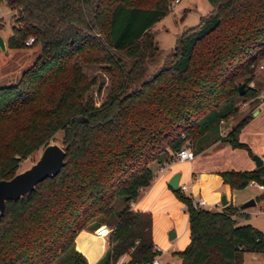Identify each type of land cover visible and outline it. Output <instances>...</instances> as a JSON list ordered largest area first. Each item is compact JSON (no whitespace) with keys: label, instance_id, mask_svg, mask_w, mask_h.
Returning a JSON list of instances; mask_svg holds the SVG:
<instances>
[{"label":"trees","instance_id":"1","mask_svg":"<svg viewBox=\"0 0 264 264\" xmlns=\"http://www.w3.org/2000/svg\"><path fill=\"white\" fill-rule=\"evenodd\" d=\"M171 0H0L11 11L6 45L38 44L40 53L11 85L0 87V179L50 142L58 130L64 165L17 199L0 217V264H88L77 233L107 225L106 264H151L160 253L149 211L133 210L154 165L188 144L193 153L215 141L248 149L238 133L250 113L222 133L220 120L250 100L255 67L264 59V0H207L210 10L175 37L156 69L151 28ZM83 64H98L110 87L96 104L97 84ZM243 84L242 91L237 87ZM100 85H98V88ZM231 189L264 183V167L219 172ZM187 217L188 240L177 264H241L244 252L264 254V233L237 224L236 206L207 209L171 189ZM264 199V191L254 198ZM122 207L115 215V203ZM246 216V214H241Z\"/></svg>","mask_w":264,"mask_h":264},{"label":"crops","instance_id":"2","mask_svg":"<svg viewBox=\"0 0 264 264\" xmlns=\"http://www.w3.org/2000/svg\"><path fill=\"white\" fill-rule=\"evenodd\" d=\"M249 86L256 89L257 94L247 101L249 107L242 110V114L250 113L251 115L238 133L239 141L245 143L247 150L233 148L224 141H215L194 153L190 160L173 161L162 166L154 165L151 183L141 188L137 198L131 202L133 210L149 211L152 215L153 241L160 252L157 258L161 263L168 261L169 264H174L172 252L180 250L188 240L186 213L184 209L179 210L181 203L173 196L167 184L172 174L178 172V187L189 194L193 201L200 198L203 201L201 206L207 209L221 208L223 206L219 202L221 195H224L225 204L230 203L237 207L240 203L249 198L254 199L262 192L249 181L242 188L231 189L219 175L220 171L225 170L254 169L257 166L254 165L252 154H256L261 159V165L264 167V65L258 70L255 69ZM254 202V205L250 207L239 209L233 218L237 224L249 223L264 233V210H262L264 199H254ZM258 202L261 205L258 208L254 207ZM169 212H172L171 222H166L163 226L157 223V218L161 216L159 214L165 213L169 216L171 214ZM96 229H82L75 237V248L85 256L88 264H95L108 244V234L97 235ZM169 230L174 233L171 238H168ZM164 238L170 240L169 244L163 247L168 248L166 251L158 245V241H163ZM173 246L174 250H171ZM168 251H170L168 256L163 259V252ZM254 255L253 258H255ZM128 258V254H123L117 264L127 261Z\"/></svg>","mask_w":264,"mask_h":264},{"label":"rangeland","instance_id":"3","mask_svg":"<svg viewBox=\"0 0 264 264\" xmlns=\"http://www.w3.org/2000/svg\"><path fill=\"white\" fill-rule=\"evenodd\" d=\"M209 10L210 5L207 0H171L169 2L168 12L157 20L151 28L157 44V56L152 62L148 63L149 71H152L160 66L165 55L169 53L173 47L175 37L188 27L195 25L198 18L205 15ZM12 14V11L4 3L0 2V35L5 41V49L3 50L0 48V87L14 84L19 79L21 73L32 64L40 53V47L38 44L20 48L9 47L6 45L7 37L12 31ZM263 65L264 59L259 61L255 69L258 70L263 67ZM81 66L89 77L96 76L97 78V84L92 87L90 94L93 97L94 102L99 104L104 98L106 92L109 90V75L103 71L102 66L98 64L81 63ZM98 85H100L99 88ZM247 101L248 100L243 101L244 103H242V101L238 100L236 102L238 106L237 114L228 118L227 121H219L222 133L238 120L243 113L242 110L244 111V108L249 107V103ZM62 135V130H58L50 141L59 144L61 142ZM40 150L41 149L31 154L28 158L23 159L19 165L18 171L28 167L32 162H34L37 159ZM121 205V200H118L115 203L116 210L114 218H117V212L122 207ZM260 205L261 203L258 202L254 207L258 208ZM179 210L183 211V207L181 205ZM169 213H171L169 216L165 213L159 214L161 216L157 218V223L163 226L166 222H171L172 212ZM169 242L170 240L164 238L163 241H158V245L163 251H166L168 248L164 249L163 247L167 246ZM176 244L178 243L176 242ZM171 250H174V246ZM169 252L170 251L167 253L163 252L162 258L165 259ZM252 254H255V258H253ZM173 259H175L174 264H177V259L175 257ZM241 264H264V254L244 252Z\"/></svg>","mask_w":264,"mask_h":264},{"label":"water","instance_id":"4","mask_svg":"<svg viewBox=\"0 0 264 264\" xmlns=\"http://www.w3.org/2000/svg\"><path fill=\"white\" fill-rule=\"evenodd\" d=\"M0 48L3 50L5 49V41L1 35ZM242 88L243 84L241 83L238 85L237 89L239 92H241ZM64 156V149L58 143L50 141L41 148L37 159L28 167L17 171L8 179H0V217L4 211L5 200L17 199L25 193L33 190L35 184L39 181L43 180L46 177L56 175L65 163ZM251 157L254 161L255 166H259L262 164L261 159L255 154H252ZM178 176V172H175L169 177L167 184L171 189H175L178 187ZM219 202L221 205H224L226 203L224 195L220 196ZM254 203V199L249 198L246 201L240 203L237 208L244 209L254 205ZM173 235V231L169 230L168 238H171ZM114 245L115 243H113L111 246H108L95 264H106L110 258L111 248ZM162 264H169V262L164 261L162 262Z\"/></svg>","mask_w":264,"mask_h":264},{"label":"built area","instance_id":"5","mask_svg":"<svg viewBox=\"0 0 264 264\" xmlns=\"http://www.w3.org/2000/svg\"><path fill=\"white\" fill-rule=\"evenodd\" d=\"M176 1V0H175ZM33 42V36H28L25 40L26 45H30ZM242 103H244L242 101ZM221 121V120H220ZM194 156V153L192 149L189 147L188 144L183 145L180 147L177 151L174 152V154L171 157V160L168 162H173V161H184V160H190ZM167 164V163H166ZM249 183L255 184L261 191H264V183L256 182L253 180H250ZM198 205H202L203 201L199 198V200L194 201ZM264 210V207L262 208ZM110 231L109 226L107 225H101L98 227L95 231L97 235H107ZM151 264H162L157 257H155L152 261Z\"/></svg>","mask_w":264,"mask_h":264}]
</instances>
